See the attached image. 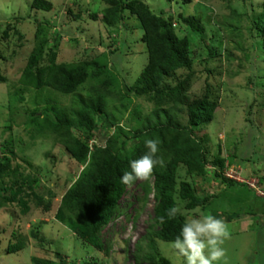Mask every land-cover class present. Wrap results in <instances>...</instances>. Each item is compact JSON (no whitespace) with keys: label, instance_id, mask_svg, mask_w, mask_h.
<instances>
[{"label":"rangeland","instance_id":"374dc122","mask_svg":"<svg viewBox=\"0 0 264 264\" xmlns=\"http://www.w3.org/2000/svg\"><path fill=\"white\" fill-rule=\"evenodd\" d=\"M31 1L0 0V78L3 79H0V159L7 152L3 143L11 139L15 153L13 165L19 164L25 174L40 178L49 191L45 201L49 210L35 208L32 204L26 214L15 205L0 209V264H32L33 257L58 263L57 253L65 264H137V249L141 247L142 253L147 250L146 236L154 222V179L146 182L150 188L147 193L141 188L143 181H135L127 187L117 204L116 215L99 234L102 251L83 243L72 226L60 223L54 214L60 198L85 166L76 163L50 131L40 130L37 120L33 122L32 91H25L19 102L10 103V97L32 49L34 20L50 24L48 48L55 36H59L56 63L98 61L112 78L115 91L122 95L147 63L146 47L140 41L142 30L128 13L117 27L92 20V13L100 19L106 8L101 0H47L52 4L50 12L32 8ZM142 1L155 12L163 9L173 17L180 12L185 17L200 19L203 39L179 26L177 21L173 22L178 36L187 37L191 45L193 66L185 93L187 104L207 94L210 102L215 104L212 121L196 128L194 136L202 141L209 160L221 151L229 167L234 162L241 166L242 174H247L242 176L243 180H263L261 173L264 170L256 169V166L264 162V38L255 24L264 11V0ZM7 25L12 29L3 37ZM208 48L217 51L219 56L209 59ZM188 74L177 71L176 77L181 79ZM176 81L171 80L169 84L174 85ZM95 85L96 80L88 79L77 93L85 97L89 88ZM42 96L51 98L60 108H69L72 104L71 96H61L49 89L42 92ZM125 103L128 104L125 110L119 107V111L113 113L125 125L129 113L131 117L132 112L139 111L145 116L153 109L152 104L128 92ZM108 104L118 105V102L112 97ZM176 117L179 125H187L185 109ZM112 132L105 115L97 116L94 138L90 141L92 146L103 145ZM73 134L82 138L78 131L73 130ZM135 141L131 140L128 145ZM228 173L236 177L234 173ZM180 181H187L201 197L221 191L211 202L194 210H186L187 202L175 196L179 213L185 220L197 212L223 218L225 214L264 211V204L257 202L254 194L245 187L238 194L233 188L222 192L226 186L221 185L210 170L205 177H196L187 175L185 168L179 165L176 183ZM251 220L253 226L247 228V232L240 229L239 223L230 225L231 239L223 245L227 264H264V227L257 217ZM33 232L50 244L34 238ZM18 241L25 244L24 249L8 254V243ZM169 244L156 240L160 256L170 264H184L183 258L177 256ZM138 264L147 262L140 260Z\"/></svg>","mask_w":264,"mask_h":264},{"label":"trees","instance_id":"16d2710c","mask_svg":"<svg viewBox=\"0 0 264 264\" xmlns=\"http://www.w3.org/2000/svg\"><path fill=\"white\" fill-rule=\"evenodd\" d=\"M101 1L106 8L103 9L100 19L97 14L92 13L90 15L92 20H99L108 27H117L123 22L125 13H128L137 20L142 30L140 41L146 47L147 63L126 93L144 99L153 105V109L145 116L139 111L132 112L131 117L129 113L126 125L119 122L113 113H117L119 107L120 110L128 107V104H124L126 93L122 95L115 91V85L112 78L106 74V68L95 60L56 63L55 49L60 38L58 35L55 36L51 47L48 48L50 24L35 20L32 49L17 85L13 86L10 103L21 101L25 91H32L34 95L30 102L34 107L31 111L33 122L37 120L40 130L50 131L70 157L79 165L85 166L60 198V205L54 217L60 223L72 226L75 235L83 243L100 251L102 244L99 234L116 215L117 204L129 187L121 183L122 174L131 170L132 160L139 159L147 152L146 139H159V155L163 156L165 167L157 166L152 177L155 199L154 222L150 226L152 230L146 236L147 250L142 253L139 247L136 261L137 264L140 260L146 261L147 264H170L167 259L160 256L156 240L170 243L179 235L185 222L184 216L180 213L174 219H167V210L177 207L175 196L187 202L186 210H194L203 207L221 194L220 191L213 196L201 197L187 181L176 183L179 165L185 168L187 175L196 177H205L209 170L208 166H211L214 178L226 186L222 192L236 186L247 189L248 187L226 179L223 175L226 159L222 152L219 151V154L209 160L202 141L197 140L193 133L196 128L212 121L215 104L210 102L208 94L187 104L185 93L189 87L193 66L191 45L187 37L178 36L173 22L177 21L179 26L190 29L203 39L200 19L194 16L185 17L180 12L173 17L167 15L163 9L155 12L142 0ZM30 6L45 12L52 9V4L47 0H32ZM255 27L264 38V11ZM11 29L12 27L7 25L3 37ZM208 52L209 59L219 56L218 52L211 48H208ZM177 71H187L189 74L181 76L180 79L176 77ZM88 79L96 80V85L91 86L87 95L83 97L77 92ZM171 80L178 81L170 85ZM48 89L61 96H71V106L60 108L51 98L43 97L42 92ZM112 97H115L118 105L108 104ZM128 109L125 111L126 114ZM184 109L187 114V125L181 126L176 116ZM99 115H105L113 132L103 145H91L89 148V142L94 138L96 118ZM73 130L78 131L82 138L75 136ZM131 140L136 141L129 146ZM3 145L7 152L0 159V209L15 205L21 213L26 214L32 204L35 208L49 210V206L45 204L49 191L45 189L40 178L25 174L19 164L13 165L12 158L15 157V153L11 139L5 141ZM141 188L145 193L150 190L146 182ZM160 216H165L163 225L158 223ZM31 235L50 244V241L37 233L33 232ZM24 246L21 241L9 242L6 252L14 254L24 249ZM56 256L58 263L34 257L31 258V262L65 264L58 253Z\"/></svg>","mask_w":264,"mask_h":264},{"label":"clouds","instance_id":"9594fccd","mask_svg":"<svg viewBox=\"0 0 264 264\" xmlns=\"http://www.w3.org/2000/svg\"><path fill=\"white\" fill-rule=\"evenodd\" d=\"M159 145L158 138L145 140L147 152L139 159L130 162L131 170L122 174V184L131 187L135 181L150 182L156 167H165V160L159 155ZM231 165L238 166L235 162ZM208 169L211 171L212 167L208 166ZM241 176H243L242 172ZM259 180L264 183L261 179ZM179 212L180 209L177 207L169 208L166 213L167 219H174ZM158 223L163 225L165 216H160ZM230 239V225L225 219L218 218L211 213L197 212L185 220L179 235L170 242L169 247L177 256L183 258L184 264H227L226 249L223 245Z\"/></svg>","mask_w":264,"mask_h":264},{"label":"crops","instance_id":"0c3cea01","mask_svg":"<svg viewBox=\"0 0 264 264\" xmlns=\"http://www.w3.org/2000/svg\"><path fill=\"white\" fill-rule=\"evenodd\" d=\"M257 165H258V167L256 166V169L264 170V162L263 161L260 162V164H257ZM261 174L264 176V172L261 173ZM242 175L243 176H246L247 174H245V172H244V174H242ZM262 181L264 182V177H263V180ZM241 188L242 187H238V186H236L235 188H233V190L236 191L235 194L237 192L241 191L242 190ZM255 199H256L257 202L260 201L257 198H255ZM238 204L240 205V203H238ZM253 217H257L258 218V222L261 225H263V223H264V211H259V212L256 211V214H253V211H250V213H247V214H243V213H241V214L240 213H233L231 216H228L227 214L223 215V219H225L228 222L229 225H233L234 223H239L240 229L242 231H245V232H247V228H249L250 226H253V222L251 220Z\"/></svg>","mask_w":264,"mask_h":264},{"label":"built area","instance_id":"2783aa9c","mask_svg":"<svg viewBox=\"0 0 264 264\" xmlns=\"http://www.w3.org/2000/svg\"><path fill=\"white\" fill-rule=\"evenodd\" d=\"M91 145H92V142H89V145H88L89 148H91ZM224 167L226 168V172L224 171L223 175L226 179H230V180H234L239 183L246 184L248 188L253 191L255 197L261 200L262 202H264V183H261L259 179H255V178H253V180L249 182L243 180L241 176V169L238 166L231 165L229 167V163L225 162ZM228 172L234 173L236 177L230 176ZM263 227H264V223H263Z\"/></svg>","mask_w":264,"mask_h":264}]
</instances>
